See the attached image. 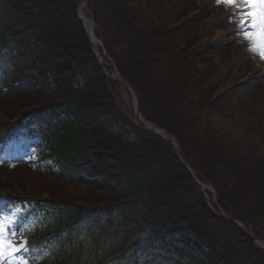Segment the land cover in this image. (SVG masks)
Listing matches in <instances>:
<instances>
[{
    "label": "trees",
    "instance_id": "16d2710c",
    "mask_svg": "<svg viewBox=\"0 0 264 264\" xmlns=\"http://www.w3.org/2000/svg\"><path fill=\"white\" fill-rule=\"evenodd\" d=\"M166 1L91 0L88 6L97 35L136 91L143 116L175 137L197 178L215 188L224 212L244 223L251 235L264 239L259 225L264 217V186L263 194L259 188L249 187V172L240 165L245 159L263 161L264 153L237 150L227 139L217 138L208 120H202L210 112L229 118L235 115L236 120L246 114L253 116V101H243L236 94L243 87L221 93L220 83L212 80L214 60L198 51L203 46L200 40L193 46V40L201 35L194 25L187 30L188 25L180 23L184 9H193V3L188 7L175 2V7L171 2L168 7ZM80 2L0 0V58L7 62L1 66L0 96L17 106L8 117L27 119L31 133L46 145L48 152L43 151L42 157L52 158L58 169L44 170L45 176L78 190L66 196L56 190L49 196H22L57 211L50 233L92 221L85 228V237L71 242L69 249H57L52 258L32 264H104L120 259L126 264H264V251L254 246L235 223L215 212L214 200L209 196L208 203L171 144L140 129L117 109L112 94L116 86L91 51L78 16ZM103 8L109 15H104ZM138 31L144 36L148 32L165 34L169 46H163L162 52L154 49L149 55L133 54L131 38L136 33L143 37ZM158 64H168L175 73H166L168 81L161 75L155 80L160 90L156 88L157 104L164 106L163 114L175 107H167L170 100L185 104L178 112L185 124L201 139L209 138L202 154L195 151L194 157L184 147L181 141L189 136L185 125L175 126L174 118L169 119L172 110L166 117H157L144 106V96L152 94L153 89L141 88L143 76L152 75L153 70L159 72L163 65ZM79 74L86 75L81 85L77 83ZM185 84L195 88L189 89L190 97L182 92ZM229 97L234 99L232 103ZM99 101L108 109L109 119L130 127L135 141L106 128L103 112L97 110ZM254 124L264 133L261 116ZM170 164L173 172L168 171ZM83 166L96 168L97 176L85 180L78 173ZM91 207L97 214L82 215ZM216 224L228 231L221 232Z\"/></svg>",
    "mask_w": 264,
    "mask_h": 264
},
{
    "label": "rangeland",
    "instance_id": "374dc122",
    "mask_svg": "<svg viewBox=\"0 0 264 264\" xmlns=\"http://www.w3.org/2000/svg\"><path fill=\"white\" fill-rule=\"evenodd\" d=\"M98 1L100 3L101 0ZM171 2H174L173 6L175 7L177 6L175 5V2H178V5L179 3H182L187 6L191 2L193 3V9H188L187 11H185L184 9V14L180 17V23L187 24V30L194 25L196 32L201 35V37H199L196 41L193 40V42H195L193 46H197V42H199L198 40H200L203 46L198 51L202 52V55L204 56L212 57V59L214 60V64L212 67V80L214 82L220 83L222 88L221 93H224V91L228 89L243 87L242 89L238 88L239 90L236 94H239L238 96H240L243 101H246L248 100V98H250L251 101H253V105L250 106V109L253 110L252 113H254V110H256L253 116L246 114L247 116L243 115V118H240L239 120L235 119V115H232L231 118H229L226 115L214 112H210L209 117L206 118L204 116L202 120H208L209 125L212 127V129L215 130L217 138L220 137L223 140L227 139L229 143L233 145L237 150L241 152L252 151V153L255 151L258 155H261L262 153H264V133L262 131H258V128L254 123L255 120H259V116H261L262 120L264 121V60H261L258 56H255L253 53L248 51V41L245 40L239 33V17L235 14V9L229 8L224 5L218 6L216 4V0H194L196 5L194 4L193 0H167L166 6H168V3ZM103 11L104 15H109L107 9L103 8ZM87 14L90 17L91 10L87 9ZM90 18L92 19V16ZM193 31L195 30L193 29ZM138 32L143 37L140 38L139 34L137 35L136 33L134 34L135 36L133 35V38H131L133 54L144 52V54L149 55L154 51V49H156L158 52H162L164 50L163 46H169V44L166 42L168 36H166L165 34L160 36L148 32L147 35L144 36L142 34L143 31ZM198 34L194 36L196 37ZM159 46L161 47V51L158 48ZM122 51H124L123 48ZM116 52L120 59L122 67L126 70L127 67L124 58L121 56L122 54H120L118 50ZM159 65H163L161 69H157L159 72L155 73V71L153 70L152 75L150 74V76H148L147 73L145 76H143L144 83L141 85V88L143 89V87H152L153 89L152 94L149 93L148 95H146L144 92V95H146L144 96L145 108H147L148 111H151L150 113L153 116L157 115V117H166L169 115L172 109H170L167 114H163L164 111L162 110V108H164V106H158V101H156L155 98V94L157 93L156 88L158 87H155V80L158 79L161 75V77L164 76L165 81H168L169 78L167 79L168 76L166 75V73H170V71L174 72V70L168 64H158V66ZM143 66H146V62ZM97 85L99 84L97 83ZM189 89H193L192 84H185L184 90H182L183 94L187 97H190L189 93L191 90ZM122 93L124 99L126 98L127 100L126 103H128L131 108L133 104L132 98H130V96L125 93V91H122ZM249 93L250 95L248 96ZM173 98L174 97H172V99ZM153 99L155 100V103H153ZM233 100V98H230L231 103L233 102ZM11 102L14 101H10V99L5 98V96H0V125L10 123L12 120L20 118V115L15 116L14 119H10V117H8V115L17 111V108L13 109V107L17 106H15V104H12ZM99 102L100 103H97V110L103 112V115L101 117L106 121L104 122L106 128L110 131L113 130L125 133L129 136L130 140L135 141V136L132 135L130 127L109 119L110 115L108 114V109H105V106L101 104L103 103L102 101ZM169 102V106H167L168 108H170L172 105L175 106L171 111L172 113L169 116V119L174 118L171 120H173L172 123L175 126L185 125V130H187L189 136L188 140L186 141L185 139H183L181 142L188 150L189 154L191 153V155L195 157V151L199 154L205 152L208 147L209 138L206 137V139L203 140V138L201 139L199 135L193 133L194 131H191V127H189L188 124H185L186 122H184L182 117L178 114V112L180 111L179 109L183 110L185 104L182 102H180V104L179 101H174L175 103H173L170 100ZM236 103H238V101ZM248 106L249 105L246 104L245 108L247 109ZM254 127H256L255 130ZM35 140V138H26L25 141L19 142L20 150L25 155L26 159L28 158L33 162H36L39 159L40 155L37 151L38 148L30 146V143ZM93 140L96 141L97 138L93 137ZM95 146L97 147V143L95 144ZM244 161L245 162L240 165H243V167L245 168V172H249V177H247V179L245 178L249 187L251 186L259 188L262 193L261 187L264 186V160L258 161V163L252 160L247 161L246 159ZM45 164H51V160L44 159L41 163L37 161L36 164L30 165L18 164L9 169L0 168V195L11 191H16L17 193L22 195L33 193L38 196H49L52 190L53 193L55 192V190L59 193H65V196L70 193L77 194L78 190H76L75 187L71 185L65 186L60 182H53V180L45 176V174L43 173V166H45ZM83 167L79 168L78 173L82 175L85 180L93 178V176H97L96 168H87V166ZM172 169L173 166L170 164L168 171L170 170V172H173ZM80 187H83V185H81ZM230 203L234 204L235 202L230 201ZM246 206H248L249 208L250 203L247 202ZM92 211L97 213V209L92 207L91 209H88L86 213ZM21 212L22 209L20 207H17L11 214L6 216L8 220L11 221L9 227L14 221L17 220ZM249 212H251V210H249ZM91 223L92 221L85 222L81 225V228L85 229L87 225H90ZM259 225L264 230V217L261 219V223H259ZM215 228L221 230V232L228 231L223 225L220 224H216ZM261 239L264 240L263 238ZM23 259L24 257L18 256V258L9 261L13 264H21Z\"/></svg>",
    "mask_w": 264,
    "mask_h": 264
},
{
    "label": "snow or ice",
    "instance_id": "6c2138e0",
    "mask_svg": "<svg viewBox=\"0 0 264 264\" xmlns=\"http://www.w3.org/2000/svg\"><path fill=\"white\" fill-rule=\"evenodd\" d=\"M216 4L235 9L239 33L248 41V51L264 60V0H216ZM10 223L0 215V264L18 258L26 249L30 251L27 239L10 228ZM21 264H30L29 259L24 258Z\"/></svg>",
    "mask_w": 264,
    "mask_h": 264
},
{
    "label": "water",
    "instance_id": "95a60500",
    "mask_svg": "<svg viewBox=\"0 0 264 264\" xmlns=\"http://www.w3.org/2000/svg\"><path fill=\"white\" fill-rule=\"evenodd\" d=\"M85 1H88V0H85ZM174 140L173 138H171V137H169V140ZM182 157V160H183V162H184V164H185V166L186 167H188V165L186 164V162H185V159L183 158V156H181ZM217 204H218V202H217ZM253 240V239H252ZM255 242V241H254ZM255 243H257V242H255Z\"/></svg>",
    "mask_w": 264,
    "mask_h": 264
},
{
    "label": "bare ground",
    "instance_id": "6f19581e",
    "mask_svg": "<svg viewBox=\"0 0 264 264\" xmlns=\"http://www.w3.org/2000/svg\"><path fill=\"white\" fill-rule=\"evenodd\" d=\"M83 15H84V16H83V17H84V19H86V18H87V17H86V16H87V15H86V13H84ZM92 212H93V211H92ZM96 214H97V213H96Z\"/></svg>",
    "mask_w": 264,
    "mask_h": 264
}]
</instances>
